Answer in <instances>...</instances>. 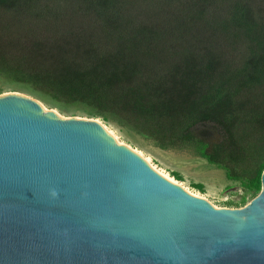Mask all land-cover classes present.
Returning a JSON list of instances; mask_svg holds the SVG:
<instances>
[{
    "label": "trees",
    "instance_id": "trees-1",
    "mask_svg": "<svg viewBox=\"0 0 264 264\" xmlns=\"http://www.w3.org/2000/svg\"><path fill=\"white\" fill-rule=\"evenodd\" d=\"M2 10L1 71L162 147L196 143L261 189L264 0H0Z\"/></svg>",
    "mask_w": 264,
    "mask_h": 264
},
{
    "label": "water",
    "instance_id": "water-1",
    "mask_svg": "<svg viewBox=\"0 0 264 264\" xmlns=\"http://www.w3.org/2000/svg\"><path fill=\"white\" fill-rule=\"evenodd\" d=\"M98 118L0 96V264H264L260 199L219 209Z\"/></svg>",
    "mask_w": 264,
    "mask_h": 264
},
{
    "label": "rangeland",
    "instance_id": "rangeland-1",
    "mask_svg": "<svg viewBox=\"0 0 264 264\" xmlns=\"http://www.w3.org/2000/svg\"><path fill=\"white\" fill-rule=\"evenodd\" d=\"M9 12L2 10L0 20L3 18L5 21L10 15ZM240 51V54H245L244 51ZM12 94L37 98L46 107L56 110L66 118L101 119L119 142L125 143L142 153V156L148 158L157 169L197 193V195L202 196L216 208L225 210L245 209L257 202L263 194L262 185L260 190L254 191L245 184V181L228 177L227 170L209 162L201 154L200 147L196 143L176 142L168 147H162L157 140L151 137L115 122H107L100 116L91 115L89 107L85 104L55 101L49 95L34 90L29 83L15 80L5 71L0 70V96ZM247 134L244 132L243 136ZM200 136L205 141L212 139L209 133H201ZM244 138L247 139V136ZM260 138L262 139H258V141H264V135ZM197 184L202 185L201 190L196 187Z\"/></svg>",
    "mask_w": 264,
    "mask_h": 264
},
{
    "label": "bare ground",
    "instance_id": "bare-ground-1",
    "mask_svg": "<svg viewBox=\"0 0 264 264\" xmlns=\"http://www.w3.org/2000/svg\"><path fill=\"white\" fill-rule=\"evenodd\" d=\"M140 155H142V153H140L139 151H137ZM144 157V156H143ZM145 158V157H144ZM145 160L158 172L160 173L162 176H164L165 178L169 179L170 181L178 184L179 186H181L182 188H184L188 193H190L193 196L199 197V198H203L200 195H197V193L191 191L190 189L186 188L185 186H183L181 183L177 182L175 179L171 178L170 176H168L166 173H163L161 170L157 169L154 165H152L149 161L148 158H145ZM195 193V194H194ZM204 199V198H203Z\"/></svg>",
    "mask_w": 264,
    "mask_h": 264
}]
</instances>
